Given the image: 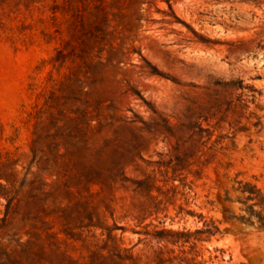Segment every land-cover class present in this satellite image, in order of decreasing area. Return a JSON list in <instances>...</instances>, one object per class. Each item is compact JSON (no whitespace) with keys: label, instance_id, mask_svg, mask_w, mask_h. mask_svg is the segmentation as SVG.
Listing matches in <instances>:
<instances>
[{"label":"rangeland","instance_id":"rangeland-1","mask_svg":"<svg viewBox=\"0 0 264 264\" xmlns=\"http://www.w3.org/2000/svg\"><path fill=\"white\" fill-rule=\"evenodd\" d=\"M0 163V264H264V0H0Z\"/></svg>","mask_w":264,"mask_h":264},{"label":"trees","instance_id":"trees-1","mask_svg":"<svg viewBox=\"0 0 264 264\" xmlns=\"http://www.w3.org/2000/svg\"><path fill=\"white\" fill-rule=\"evenodd\" d=\"M5 167H6V164H1L0 163V169H5V171H6V168ZM4 174H6V173H4ZM7 176H10V175L0 174V180L1 179H4L5 182H6V184L14 185L15 184V181L10 180L9 177H7ZM0 186L2 187L1 184H0ZM20 186H22V185H20ZM0 196L1 197H4V198H7V193H0ZM249 196H252V198H258V197H254L255 195H252V193H250ZM257 204L264 208V199L258 198L257 199ZM262 227L264 228V220H263V223H262ZM168 233L169 232L158 233V234L153 235V237L157 241H166V238L163 237V234H168ZM195 233H200V231H195ZM169 234H171V235H180V233H172V232H170ZM174 243L176 244L177 242H174Z\"/></svg>","mask_w":264,"mask_h":264}]
</instances>
